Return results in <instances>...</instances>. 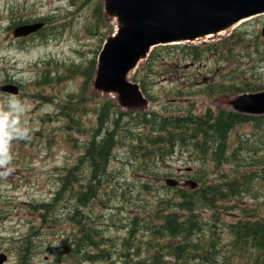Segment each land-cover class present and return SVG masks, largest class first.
Masks as SVG:
<instances>
[{
    "label": "rangeland",
    "instance_id": "1",
    "mask_svg": "<svg viewBox=\"0 0 264 264\" xmlns=\"http://www.w3.org/2000/svg\"><path fill=\"white\" fill-rule=\"evenodd\" d=\"M38 21H44L45 25L36 32L24 36L15 34L18 25ZM263 25L264 12L239 23L236 33L244 31L243 40L248 41L249 47L229 44L234 47L227 55L222 54L226 47H222L221 54L207 51L199 57L187 56L188 51L178 47L163 51L166 57L160 58L162 53L158 55L150 66L152 71L148 67L149 59H142L131 71L130 78L141 84L150 101L146 107L131 108L123 106L114 92L100 90L94 84L99 52L117 27L116 18L105 11L103 0H0V85L14 82L20 86L18 94L0 90V103L9 94L26 100L30 111L25 119L31 129L29 140L13 142L15 173L0 179V251L8 254L5 264H153L137 261L149 243L155 246L151 249L154 252L161 245L181 241V236L174 238L167 231L158 230L165 222L162 216L178 211L176 204L180 200V188L167 185V178L195 179L198 168H205L204 160L190 146L179 144L164 161L160 155L155 156L156 150L149 159L137 157L136 139L152 128L142 126L135 118L151 111L198 114L208 108L233 109L230 98L236 93L264 90ZM233 29L197 39L195 43L229 36ZM256 49L261 53L255 52ZM177 55L180 59L174 61ZM233 85L239 91L233 92L230 89ZM105 102L118 114L122 113L124 120H131V133L116 143L108 170V182L118 179L125 195L104 187L90 205L78 208L79 214L90 216L83 219L88 227L98 224L106 242L104 246L84 249L83 244L76 247L72 243L81 228L75 221L77 218L66 217L69 210H75L70 188L55 204L54 211L46 213L40 204L55 202L54 195L62 187V173L72 172L73 177L80 178L79 183H84L90 173L85 146L98 132ZM230 141L250 147L261 143L264 159V113L254 114L250 120L236 125ZM248 152L251 151L243 149L246 159ZM248 162L245 170L251 171L252 167L259 170L246 194L253 212V206L264 205V163L254 166ZM192 166L195 169L185 170ZM212 169L207 173L210 180L221 179L220 170L231 171L227 165L220 170L212 165ZM178 186L182 190L190 188L183 182ZM201 210L212 221L214 210ZM258 211L264 213V206ZM53 212L58 216L54 218ZM222 216L227 223L238 217L235 212H224ZM133 228L135 232L131 236ZM205 228L207 231L200 238L195 233L190 238L207 241L212 233L208 225ZM228 232L227 228L224 234L227 239ZM94 238L100 243L99 237V240ZM67 239L71 241L68 248L64 246ZM119 239H131L135 246L143 245L141 254L126 262V257L120 255L122 249H118ZM164 249L166 254L157 264L164 261L168 264L224 263L220 253L215 262H210L196 249L185 255L187 259H179L167 247ZM85 252L96 256L86 258Z\"/></svg>",
    "mask_w": 264,
    "mask_h": 264
},
{
    "label": "trees",
    "instance_id": "2",
    "mask_svg": "<svg viewBox=\"0 0 264 264\" xmlns=\"http://www.w3.org/2000/svg\"><path fill=\"white\" fill-rule=\"evenodd\" d=\"M236 32L237 28H234L229 36L215 41L158 44L154 46L147 57L149 59L148 67L152 71L153 67L150 66L158 55L162 53L160 58L166 57L167 55L163 51L177 49L178 47L188 51L187 56L193 55L194 57H199L207 51L221 54L220 50H222V47H226L222 54L227 55L234 47L229 45L232 43L249 47L247 45L248 41L243 40L244 34L242 33L244 31ZM255 52L261 53L258 49ZM177 56L173 57L175 58L173 59L174 61L178 58L180 59ZM181 58L185 59L186 57L182 56ZM136 76L134 74V77ZM233 86L230 87L233 92L239 91L238 86ZM223 87L226 88L227 85H223ZM210 89L213 90L214 88ZM111 114L114 115L113 118H111ZM253 117L254 114L251 113L220 107L216 111L208 108L198 114L192 111L181 114L151 111L140 114L138 118H135L137 122L143 124L142 126H150L152 128L136 139L138 144L134 145V147L136 148V153H138L137 157L147 156V158H151L154 153L155 156L160 155L164 161L166 156L172 153L176 145L179 144L182 147L190 146L193 151L200 153L205 165V168L199 167L197 171L195 179L199 183L198 187H190L188 190H182L180 187V194H178L180 200L176 204L178 211L164 214L162 219L165 222L158 227V230L162 233L167 231L174 238L181 236L182 240L172 241L167 246L161 245L154 252H151V249H155V246H150L149 243L145 254L138 258V263L152 262L157 264L158 261H161L163 255L166 254L164 253V247H167V251H171L170 253L179 259H187L188 256L185 255L196 249L201 251L203 258L210 262H215L217 254L220 253L224 260L223 264H264V213L258 211V208H262L264 205H257L256 208L253 206V212H250V203H248L246 198L247 191L252 184L251 179L258 177L259 170L258 167H252L251 171L244 169L248 160V165L252 164L255 166L264 163L263 155L260 153L261 143L255 147H250L243 145V142L232 144L233 141H230V134L235 126ZM100 119L101 123L97 134L88 140L85 146L87 153L85 159L89 162L90 173L87 174L84 183H79L80 178L73 177L72 172L62 173L60 175L62 187L54 195L53 201L55 202L40 204V207L46 213L50 210L54 211L55 204L64 197V194L69 193V191L72 192L71 198L75 200V210H69L66 217L77 218L75 221L81 228L72 243L76 247L83 244L84 249L86 247H89V249L97 247L100 244L104 246L106 242L104 234L99 231L98 224L94 223L88 227V224L83 219L90 218V216L79 214L78 208L90 205L91 202L97 199L98 193L104 187L110 188L113 193L116 191L121 196L125 195L121 192L122 188L117 183L118 179L115 182H108L110 180L108 170L116 143L122 139V136H126V133H131L129 128L131 120H124L122 113L118 114L112 105L109 106L108 102L104 104ZM106 119H111L112 122L110 123ZM257 120H259L258 117ZM133 137H136V135L134 134ZM245 148L251 151L248 152V159L243 153ZM155 150L158 152H153ZM144 165L147 169L146 162H144ZM212 165L219 170L221 166L227 165L231 167V171L220 170L223 177L218 180H210L207 173L208 170H213ZM189 169L193 170L195 166ZM147 171H150L148 173L152 172L150 169H147ZM105 181H107V184H103ZM144 185L149 186L148 183ZM68 188L70 190L67 192ZM177 188L179 189L178 186ZM202 208L214 210L212 221L205 218ZM77 209L78 211H76ZM237 209H239V212H237ZM224 212H235L238 217L235 221L227 223L223 220L222 213ZM52 216L55 218L58 215L53 212ZM206 225L211 230V238L207 241L200 239L198 242L196 239L190 238L194 233L200 238L207 231ZM227 228L229 229V239L224 237V234H227ZM134 232V228L130 230L131 236H134ZM205 235L207 236V234ZM94 236L100 238V240L97 238L100 243H97ZM184 239H186L185 242ZM69 243L71 241L67 239L64 246L68 248ZM183 243L186 245H183ZM142 248L143 245L135 246L131 239L118 240V249H122L120 255L126 257V262L132 257L141 254ZM183 249L186 251L182 252L181 250ZM101 254H105V251H102ZM84 255L86 258H94L96 256L89 252H85ZM163 264H168V262L164 261Z\"/></svg>",
    "mask_w": 264,
    "mask_h": 264
},
{
    "label": "water",
    "instance_id": "3",
    "mask_svg": "<svg viewBox=\"0 0 264 264\" xmlns=\"http://www.w3.org/2000/svg\"><path fill=\"white\" fill-rule=\"evenodd\" d=\"M104 6L116 18L117 27L99 52L94 84L100 90L114 92L127 107L149 104L140 83L130 74L155 45L216 35L264 12V0H104ZM43 25L44 21L23 23L15 28V34L29 35ZM0 90L18 94L20 86L8 82L1 84ZM230 103L235 110L262 114L264 90L240 93ZM167 182L176 185L178 180L169 177ZM187 183L198 185L195 179ZM7 259L8 254L0 251V264Z\"/></svg>",
    "mask_w": 264,
    "mask_h": 264
},
{
    "label": "clouds",
    "instance_id": "4",
    "mask_svg": "<svg viewBox=\"0 0 264 264\" xmlns=\"http://www.w3.org/2000/svg\"><path fill=\"white\" fill-rule=\"evenodd\" d=\"M29 111L28 102L15 94H9L5 101L0 103V179H6L16 171L13 165V142L31 138V129L25 119Z\"/></svg>",
    "mask_w": 264,
    "mask_h": 264
},
{
    "label": "flooded vegetation",
    "instance_id": "5",
    "mask_svg": "<svg viewBox=\"0 0 264 264\" xmlns=\"http://www.w3.org/2000/svg\"><path fill=\"white\" fill-rule=\"evenodd\" d=\"M180 170H181V169H180ZM182 170H183V169H182ZM188 178H189V177L184 178V181L181 180L182 178H180L179 180L181 181V183H182V182L185 183V180H187ZM181 183H180V184H181ZM180 184H179V185H180ZM184 185H187V184H184ZM178 187H179V186H178ZM179 188H180V187H179Z\"/></svg>",
    "mask_w": 264,
    "mask_h": 264
},
{
    "label": "bare ground",
    "instance_id": "6",
    "mask_svg": "<svg viewBox=\"0 0 264 264\" xmlns=\"http://www.w3.org/2000/svg\"><path fill=\"white\" fill-rule=\"evenodd\" d=\"M243 20V19H242Z\"/></svg>",
    "mask_w": 264,
    "mask_h": 264
}]
</instances>
